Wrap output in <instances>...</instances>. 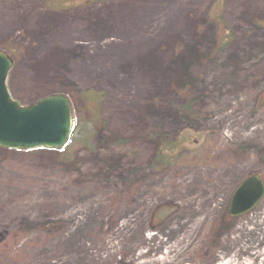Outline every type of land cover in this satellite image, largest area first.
<instances>
[{
	"label": "rangeland",
	"instance_id": "374dc122",
	"mask_svg": "<svg viewBox=\"0 0 264 264\" xmlns=\"http://www.w3.org/2000/svg\"><path fill=\"white\" fill-rule=\"evenodd\" d=\"M170 1L177 16L169 0H0L9 92L66 95L76 126L78 91H102L104 128L126 140L107 174L110 154L77 148L1 160L0 264H264V197L226 214L243 177L264 182V0ZM156 134L185 151L153 164Z\"/></svg>",
	"mask_w": 264,
	"mask_h": 264
},
{
	"label": "water",
	"instance_id": "95a60500",
	"mask_svg": "<svg viewBox=\"0 0 264 264\" xmlns=\"http://www.w3.org/2000/svg\"><path fill=\"white\" fill-rule=\"evenodd\" d=\"M12 58L0 50V148L28 151L38 148L60 150L73 130L69 99L60 93L41 97L28 104L11 98L6 80ZM264 196V183L253 173L232 190L227 214L236 217L250 211Z\"/></svg>",
	"mask_w": 264,
	"mask_h": 264
},
{
	"label": "trees",
	"instance_id": "16d2710c",
	"mask_svg": "<svg viewBox=\"0 0 264 264\" xmlns=\"http://www.w3.org/2000/svg\"><path fill=\"white\" fill-rule=\"evenodd\" d=\"M0 49L6 51L12 58H15L13 52L4 46H1ZM76 96L82 105L81 112L83 119L81 121L79 118L75 126L76 132L73 131L69 142L62 150L37 149L31 151H13L0 148V161L7 158L10 154L33 155L38 151H47L53 154L54 158L60 163L67 164L71 158V151L77 148L89 152H99L104 154V156L110 154L111 158L106 160L107 163L101 167V173L107 174L114 166V160L112 158L114 145L124 146L126 140L121 137L113 140L109 136L108 130L104 128L105 122L100 115V105L104 98V92L98 90H79ZM12 97L16 98L13 95ZM178 112L181 119L188 123H192L196 119V116L191 113L190 102L188 100H185L182 105H179ZM154 137L153 164L167 165L173 162L182 151H185V148L182 147V144L178 138L176 139V136L165 138L164 135L156 134ZM256 157L260 162L264 163V150H257Z\"/></svg>",
	"mask_w": 264,
	"mask_h": 264
},
{
	"label": "bare ground",
	"instance_id": "6f19581e",
	"mask_svg": "<svg viewBox=\"0 0 264 264\" xmlns=\"http://www.w3.org/2000/svg\"><path fill=\"white\" fill-rule=\"evenodd\" d=\"M171 4H173L172 3V1H170L169 0V2L165 5V6H168V5H171ZM157 6V5H156ZM178 5H174V6H168L167 8H168V10H169V15L170 16H177L178 15V13H179V11H180V7H177ZM162 7H164V6H162ZM142 13H147V11H145V12H142ZM172 20V19H171ZM171 20L169 21V23L171 22ZM135 23H138V22H135ZM119 32L121 33V34H124L123 32H124V30H119ZM146 43H150V42H146ZM124 50H117V51H115L114 53L116 54V55H119V56H123L124 55ZM256 254L257 253H260V254H262V255H264V246L262 247V249H260V250H257L256 252H255ZM171 251H168V252H165L164 253V255L163 256H160L159 258H158V260L159 261H161V262H165V261H172L173 259H172V257H171ZM234 262V264H237V263H235V259H227V260H225V261H223L222 263H220V264H231V262ZM219 264V263H218Z\"/></svg>",
	"mask_w": 264,
	"mask_h": 264
}]
</instances>
